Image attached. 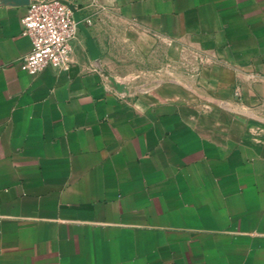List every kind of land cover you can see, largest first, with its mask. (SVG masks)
Segmentation results:
<instances>
[{
    "label": "crops",
    "instance_id": "obj_1",
    "mask_svg": "<svg viewBox=\"0 0 264 264\" xmlns=\"http://www.w3.org/2000/svg\"><path fill=\"white\" fill-rule=\"evenodd\" d=\"M64 1L33 77L0 0V264H264V0Z\"/></svg>",
    "mask_w": 264,
    "mask_h": 264
},
{
    "label": "built area",
    "instance_id": "obj_2",
    "mask_svg": "<svg viewBox=\"0 0 264 264\" xmlns=\"http://www.w3.org/2000/svg\"><path fill=\"white\" fill-rule=\"evenodd\" d=\"M76 7L64 0H30L21 19V35L30 40L20 70L36 76L47 67L65 69L77 34Z\"/></svg>",
    "mask_w": 264,
    "mask_h": 264
},
{
    "label": "water",
    "instance_id": "obj_3",
    "mask_svg": "<svg viewBox=\"0 0 264 264\" xmlns=\"http://www.w3.org/2000/svg\"><path fill=\"white\" fill-rule=\"evenodd\" d=\"M75 15H76V13H75ZM75 15H74V16H75Z\"/></svg>",
    "mask_w": 264,
    "mask_h": 264
}]
</instances>
